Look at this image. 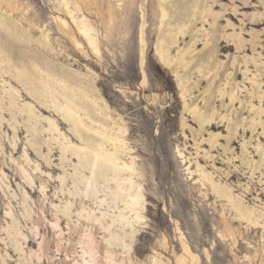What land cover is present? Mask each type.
Listing matches in <instances>:
<instances>
[{"label": "rangeland", "instance_id": "374dc122", "mask_svg": "<svg viewBox=\"0 0 264 264\" xmlns=\"http://www.w3.org/2000/svg\"><path fill=\"white\" fill-rule=\"evenodd\" d=\"M215 1L67 0L74 19L94 29V54L62 0H0V28L10 26L0 42L19 47L0 54V264H155V255L175 264L182 240L195 264H264V0ZM59 17L86 51L60 31ZM161 49L175 59L187 54L178 79L161 64ZM33 61L82 79L126 130L131 152L123 159L134 158L144 196V218L133 228L118 218L124 207L115 206L108 176L86 191L83 176L91 174L64 155L39 117L58 114L13 78L15 64L31 73ZM27 104L44 110L32 117L22 112ZM105 193L110 208L99 209ZM91 212L107 215L102 225ZM241 212L259 225L252 229Z\"/></svg>", "mask_w": 264, "mask_h": 264}, {"label": "bare ground", "instance_id": "6f19581e", "mask_svg": "<svg viewBox=\"0 0 264 264\" xmlns=\"http://www.w3.org/2000/svg\"><path fill=\"white\" fill-rule=\"evenodd\" d=\"M62 1V6L67 10L68 16L72 17V23H75L78 33L80 34L82 39H84L88 48L92 51V53L99 54L100 50L98 46V39L93 34L94 29L88 24H86L84 21L79 24L74 19L72 12L69 10L67 0ZM168 1L170 0H162V2ZM214 2L217 1L214 0ZM195 11L192 12L195 13ZM142 15V18L144 20V13ZM212 16L215 18V20L218 17V15L214 14ZM167 17L168 13L163 10L161 21L162 24L165 22ZM57 20L59 22L58 28L60 29V31L63 32L65 35L72 37L76 43L75 45H77V47H79L83 51H86L84 48L85 46L79 41H77L74 37L71 23H69L66 18L64 19V17H59L57 18ZM0 23L2 22L0 21ZM1 30L8 31L10 30V26L6 25L5 27H1L0 32ZM179 34L184 35V29H181ZM11 38H16L14 32L13 34H11ZM143 41L144 38L142 35L140 37V43H142ZM243 46V43L240 42V45L237 46V48H242ZM0 49H4V51L2 50L0 52V54H3L5 53V51L8 50L10 52H14L15 50H18L19 47L17 45L7 43L6 38L1 37ZM157 55L163 66H165L166 68H172V72L175 75L176 79L179 78V75L177 73V66H181L182 63L184 66H188V61L185 58L187 55L186 53L181 55L180 59H175L170 56L168 51L161 49L157 51ZM144 60V51H142V67L144 64ZM0 69H2V64H0ZM9 69L10 68H8V70ZM13 69L15 70L13 71V78L21 84L24 83L26 87L25 89L29 91V94H31L33 91H36L37 98L43 97L47 99L46 103L41 102V105L52 109L53 115L58 114V119L43 116L39 117H42L43 120L46 121V123L48 124V128L46 129V131L53 135L54 140L57 142L61 140L60 149L62 150L64 155L70 154L71 156L76 157L80 163V171L85 173H87L88 171L91 174L90 178L83 176V180L86 181V191L95 192L97 190V185L100 183L101 180H104L103 177L108 176V178H110L108 181L115 186V190L114 192H112L113 199L116 201L115 206L121 207L117 206V204H121L124 207L123 209H119V220L125 222L131 228H133L134 223H138L143 220L144 196L141 190V186L138 185L135 180L136 172H138H135V167H133L135 165V161L134 158H131L130 162H126L123 159V154L129 155V152H131V149L128 147L125 138L126 130L124 129V127H122L121 124H118L116 121L113 120L110 108L105 99H103L102 96L96 90L84 86V81L82 79H78L77 77V79H75V82L71 80L66 73L61 71L54 72L52 71V69H46V67L41 68L39 65H37V62L34 61L31 62V73L28 72L29 70L26 69V66L24 65L17 66L15 64V66H13ZM7 73L8 71H5L3 74ZM217 76L218 72L215 74V78ZM26 81H30V83L25 84ZM145 81L146 78L144 77L142 84H145ZM2 82L3 84H8L10 86V92L16 91L17 95L20 94L19 90H16L11 84V80L4 79V81ZM221 95L223 97H225L226 95L230 96L232 102L236 100L234 96L228 94L227 92H223ZM24 109L22 110V112L24 111L32 117L36 116L37 113L44 110L43 108H38L37 110L35 107H32L31 104L25 105ZM193 114L198 115L196 114V112H193ZM202 118V115H198V117L195 119L203 128L205 123ZM60 120L62 121V123L67 124V126L69 127V131L71 132V135L76 140V142H74V140L69 137L66 133L62 132V129L60 128L61 122L59 123ZM207 126L210 127V129L221 128L218 124L212 121H207ZM55 135H57L56 138ZM201 174L205 175L207 173ZM225 192L227 193V191H224V193ZM108 196L109 194L105 193L104 198L100 199V201L98 202L99 209L105 210L106 207L110 208L107 203ZM82 205L85 204L83 203ZM83 210H85V208H83L82 211ZM88 214L90 213L88 212ZM106 216L107 215L102 212L101 215H88V218H93L96 223L102 225V219ZM239 217L243 221H248L249 225L252 226V229L256 228L257 225H259L260 223L258 221L252 220V214L250 212H241ZM112 239L117 242L115 235L112 236ZM109 245L113 246V243L109 242ZM182 246L184 250V255L176 257L175 264H195L199 259L197 255L190 250L188 245L183 240ZM154 263L164 264L159 255L154 256Z\"/></svg>", "mask_w": 264, "mask_h": 264}]
</instances>
